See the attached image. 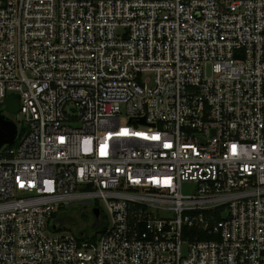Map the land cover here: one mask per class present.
Returning a JSON list of instances; mask_svg holds the SVG:
<instances>
[{"label":"built area","instance_id":"built-area-1","mask_svg":"<svg viewBox=\"0 0 264 264\" xmlns=\"http://www.w3.org/2000/svg\"><path fill=\"white\" fill-rule=\"evenodd\" d=\"M0 109V264H264V0H0Z\"/></svg>","mask_w":264,"mask_h":264},{"label":"rangeland","instance_id":"rangeland-1","mask_svg":"<svg viewBox=\"0 0 264 264\" xmlns=\"http://www.w3.org/2000/svg\"><path fill=\"white\" fill-rule=\"evenodd\" d=\"M15 114H11V116ZM97 208V214L93 208ZM107 213L101 201L90 200L86 203H76L61 208L56 213L55 219L69 232H80L81 230L92 233L99 225L107 223ZM99 220V221H98ZM56 221V220H55Z\"/></svg>","mask_w":264,"mask_h":264},{"label":"water","instance_id":"water-1","mask_svg":"<svg viewBox=\"0 0 264 264\" xmlns=\"http://www.w3.org/2000/svg\"><path fill=\"white\" fill-rule=\"evenodd\" d=\"M17 99L14 96H9L5 102L4 111L7 114H15L17 112ZM0 109V149L4 145H11L17 135L16 123ZM97 214V211H94Z\"/></svg>","mask_w":264,"mask_h":264},{"label":"trees","instance_id":"trees-1","mask_svg":"<svg viewBox=\"0 0 264 264\" xmlns=\"http://www.w3.org/2000/svg\"><path fill=\"white\" fill-rule=\"evenodd\" d=\"M54 217H55V215H54ZM61 225V224H60Z\"/></svg>","mask_w":264,"mask_h":264},{"label":"flooded vegetation","instance_id":"flooded-vegetation-1","mask_svg":"<svg viewBox=\"0 0 264 264\" xmlns=\"http://www.w3.org/2000/svg\"><path fill=\"white\" fill-rule=\"evenodd\" d=\"M60 224V223H59Z\"/></svg>","mask_w":264,"mask_h":264}]
</instances>
